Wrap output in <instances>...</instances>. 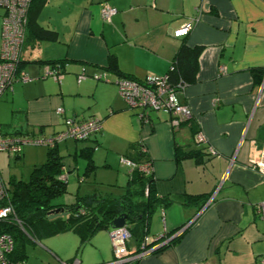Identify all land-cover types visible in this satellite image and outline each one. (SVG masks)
Wrapping results in <instances>:
<instances>
[{
    "label": "crops",
    "instance_id": "1",
    "mask_svg": "<svg viewBox=\"0 0 264 264\" xmlns=\"http://www.w3.org/2000/svg\"><path fill=\"white\" fill-rule=\"evenodd\" d=\"M102 5L115 9L109 21L100 16ZM189 21L190 32L175 37L174 30ZM36 22L55 38L29 33L20 68L32 80L14 83L1 95L11 107L5 123L16 132L49 134L61 131L66 118L100 121V130L82 143L68 139L57 145L62 156L84 159L83 174V154L90 150L96 168L87 175L101 169L109 176L94 183L105 191L94 187L77 196L121 197L142 174L144 195L150 191L159 199L145 222L150 252L120 264H260L264 216L255 206L264 202V174L248 162L264 144V0H46ZM183 44L201 48L195 80L177 90L191 116L174 125L158 110L140 121L115 81L121 75L141 80L166 74ZM112 57L116 72L107 69ZM53 62H61V81L44 75V64ZM103 71L109 81L76 82L81 72ZM196 132L203 142L196 141ZM30 152L24 148L21 155L26 159ZM130 162H149L150 174ZM73 170L77 175L78 166ZM75 201L76 196L63 203ZM111 229L97 230L82 245L73 231L40 237L25 262L111 263ZM162 235L174 241L155 251L162 244L154 240ZM141 239L131 235L127 249L138 250Z\"/></svg>",
    "mask_w": 264,
    "mask_h": 264
},
{
    "label": "built area",
    "instance_id": "2",
    "mask_svg": "<svg viewBox=\"0 0 264 264\" xmlns=\"http://www.w3.org/2000/svg\"><path fill=\"white\" fill-rule=\"evenodd\" d=\"M32 0H0L1 14L0 26V97L5 92H11L14 83L28 82L32 78L20 68V58L25 41L27 25V11ZM115 13V9L108 5H102L100 16L103 20L109 21ZM193 27V21H189L174 30L175 37L186 36ZM45 77H51L55 81H61L63 77L61 63L44 64ZM87 78L94 81H109L107 72L93 73L87 75L81 72L76 75V82L80 83ZM115 84L118 95L125 101L127 107L136 112L138 119L148 122L150 111L163 110L170 115V122L174 125L191 116V110L187 105L180 102L177 91L167 83L166 75L146 76L144 79L119 77ZM57 113L62 114L63 109L57 108ZM64 128L56 133H43L34 131H23L20 134L7 133L0 125V152H5L9 157L19 156L25 146L53 147L68 139L85 140L98 132L101 123L96 118L77 120L75 118L64 119ZM194 138L203 142L201 133L196 132ZM210 151H212L210 149ZM131 167L143 173L150 174L151 165L149 162L132 163ZM248 166L264 174V144H262L258 156L248 162ZM65 179V175L61 176ZM256 211L264 216V202L255 206ZM12 220L16 225L21 226V221L16 218L13 206L9 199L8 187L0 174V224ZM130 234L126 226L112 228L109 231V238L112 247L113 264L136 259L150 252L149 239L144 237L136 251H129L126 242ZM164 238V239H163ZM162 245L167 243V237L159 236L155 240ZM14 243L12 237L0 228V264H25L24 261L12 260L10 254ZM264 264V257L259 260ZM61 264H79L76 258L70 261H62Z\"/></svg>",
    "mask_w": 264,
    "mask_h": 264
},
{
    "label": "trees",
    "instance_id": "3",
    "mask_svg": "<svg viewBox=\"0 0 264 264\" xmlns=\"http://www.w3.org/2000/svg\"><path fill=\"white\" fill-rule=\"evenodd\" d=\"M45 1H31L27 11L25 41L30 32L39 39L52 40L55 38V32L40 27L36 22L37 13ZM200 51V47L190 48L184 44L178 48L169 69L164 74L167 77V83L175 91L195 80ZM107 69L117 71L113 57L109 59ZM121 76L132 78L127 75ZM20 133L17 131L15 134ZM46 148L45 161L33 166L28 180L11 178L7 186L15 216L21 221V226L16 225L12 220L0 224V228L13 239L14 247L10 254L12 260L25 262L22 253L23 244L17 243L21 232L19 228L24 231L26 227L27 231L25 230L24 233L33 241H35L34 235H37V228H41L38 230V238L41 234L50 236L63 231H73L80 237V245H82L94 232L111 227V221L125 213L130 236L139 234L141 238H144L146 219L151 207L159 200L157 197H152L150 191L147 196L144 195V175L138 174L135 179L132 178L127 186L126 194L121 197H103L100 193H90L76 196V201L71 204L56 202L54 200L67 191L66 180L61 178L65 174L63 156L58 152L57 145ZM83 155L86 159L84 174H88L96 166L93 164L90 150L85 149ZM55 208H61L65 213L64 216L49 219L48 212ZM172 241L174 239L161 245L155 251L164 248Z\"/></svg>",
    "mask_w": 264,
    "mask_h": 264
},
{
    "label": "rangeland",
    "instance_id": "4",
    "mask_svg": "<svg viewBox=\"0 0 264 264\" xmlns=\"http://www.w3.org/2000/svg\"><path fill=\"white\" fill-rule=\"evenodd\" d=\"M3 13V10L0 9V16ZM0 26H1V17H0ZM24 47V45H23ZM23 52V49H22ZM22 56V54H21ZM31 81V80H30ZM4 104H6V102H2L0 101V124L2 125L3 131L7 132V133H16V129L11 128L10 129V125H8L9 123H5V120H9L11 118V110L8 106H4ZM7 105V104H6ZM73 143V142H72ZM78 143H82V141L78 142ZM30 150L31 152L29 153V156H27L26 159H24L23 155H21V153L23 152V150ZM22 149V152L20 153L19 156H12L9 157L7 153L5 152H0V174L5 182V184L8 186L10 183V179L14 178L17 180H28L31 170L33 168V166L35 165H39L41 164V162L45 161V157H46V152H47V148L46 147H39V146H25ZM40 152H43V157L42 159H38L40 157H38L40 155ZM39 153V154H38ZM73 157H70L67 155V153L65 152L63 154V163L66 166L65 167V172H67L68 170H72L75 168V166H78V173L76 175V171L74 172H70L69 176H68V180H66V186H67V191L64 195L56 198L54 201L56 202H65L67 201V198H69L71 201L75 198V196L79 195V194H84L86 192V190L88 189H93L94 187L96 188V190L99 191H105V189L103 188V186L101 184H94L95 182H99V180H103V178H109L105 177L104 175H102L103 170H99L97 173V176L94 174H91V176L87 175V174H83V170H84V165H85V161L84 159H82L81 157H77V162L73 160ZM78 160H79V165H78ZM84 162L83 165H81L82 161ZM80 176H84L85 181L84 182H80L79 177ZM101 187V188H99ZM64 216V215H63ZM25 227V226H24ZM20 229V237L17 241L18 244H23L22 247V253H23V258L26 257H31L33 256V247H34V242L39 243L40 239L38 238V230H40L41 228H37V235H34V240L33 241L30 237H28L24 232L25 230L27 231V228L25 227V230L23 231L22 228ZM47 236V235H46ZM45 235L41 234V238L42 240L46 237ZM53 236V235H52ZM44 237V238H43ZM41 240V241H42ZM43 243V241H42ZM21 251V250H20Z\"/></svg>",
    "mask_w": 264,
    "mask_h": 264
},
{
    "label": "water",
    "instance_id": "5",
    "mask_svg": "<svg viewBox=\"0 0 264 264\" xmlns=\"http://www.w3.org/2000/svg\"><path fill=\"white\" fill-rule=\"evenodd\" d=\"M65 213L63 212V210L61 208H55V209H52L48 212V218H55V217H61L63 216ZM126 220H127V216L126 214H122L118 217H115L111 223H110V226L111 228H119V227H122L125 225L126 223ZM113 264H120V262L118 263H113Z\"/></svg>",
    "mask_w": 264,
    "mask_h": 264
}]
</instances>
